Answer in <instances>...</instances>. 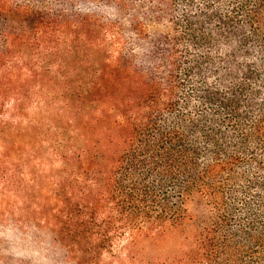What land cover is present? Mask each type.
Returning <instances> with one entry per match:
<instances>
[{"label": "trees", "instance_id": "1", "mask_svg": "<svg viewBox=\"0 0 264 264\" xmlns=\"http://www.w3.org/2000/svg\"><path fill=\"white\" fill-rule=\"evenodd\" d=\"M2 222L45 254L0 264H264V0H0Z\"/></svg>", "mask_w": 264, "mask_h": 264}, {"label": "rangeland", "instance_id": "2", "mask_svg": "<svg viewBox=\"0 0 264 264\" xmlns=\"http://www.w3.org/2000/svg\"><path fill=\"white\" fill-rule=\"evenodd\" d=\"M33 231V228H32ZM29 232L25 227L16 228L9 222L0 223V236L5 238H13L18 243V248L21 249L23 253L30 255L31 257H42L41 253H44V250H41L39 247L40 244L37 240H34L39 233ZM23 243V244H22Z\"/></svg>", "mask_w": 264, "mask_h": 264}]
</instances>
